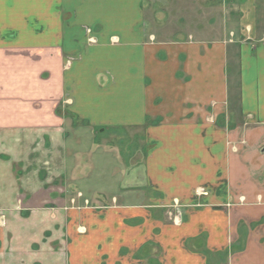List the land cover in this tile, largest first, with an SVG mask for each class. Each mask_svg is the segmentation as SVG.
I'll return each mask as SVG.
<instances>
[{
    "label": "crops",
    "instance_id": "crops-1",
    "mask_svg": "<svg viewBox=\"0 0 264 264\" xmlns=\"http://www.w3.org/2000/svg\"><path fill=\"white\" fill-rule=\"evenodd\" d=\"M113 128L141 160L88 207L81 152ZM135 177L152 198L122 200ZM243 259L264 264V0H0V264Z\"/></svg>",
    "mask_w": 264,
    "mask_h": 264
},
{
    "label": "rangeland",
    "instance_id": "rangeland-1",
    "mask_svg": "<svg viewBox=\"0 0 264 264\" xmlns=\"http://www.w3.org/2000/svg\"><path fill=\"white\" fill-rule=\"evenodd\" d=\"M133 133H139V132L136 129L126 130L124 128H113V131L112 132L109 131L108 136H107L108 137L107 144L113 146L112 151L109 148L108 150L106 148H103L104 150L102 151L101 147H104L103 144L101 143L102 144L101 146L97 144L98 142H96L95 145L94 144L91 145V149L89 150L88 153L85 150L81 152V158L86 161V164L83 165V171H86V174H87L86 175V178H87L86 186L88 188L103 187V189H95V190L86 189L82 191L83 194L79 196L81 197L80 201L83 200V196L87 198L89 202L85 201L86 206L95 208V206L104 204L101 202H105L106 204H108V202L110 201L111 194H113L116 197L118 196L120 198L125 196L124 194L126 190L124 188L131 186L130 184L126 186V183H124L125 182L124 164H126V157L129 156V154H131V152L133 151V156L128 159V162L130 164L133 163L135 165L136 162L141 160L140 155L138 153L141 147L140 141H137L136 138L132 141L128 137L129 134L131 135ZM83 152L84 154H82ZM85 153H87L88 156ZM135 169L136 168H133V167L130 168V171L132 173L134 172L133 175L138 174V170L135 171ZM111 170H113V175H111ZM119 180L122 181L123 183L121 184ZM140 183L141 182H139V180L135 177L134 178L135 188L132 190L130 189L128 190V193H129L128 195H130L129 196L130 199L122 198V200H124L125 202L127 201L131 202L133 200L134 202H140L141 197L139 196V193H142V192L144 195H147V193H149L148 194L150 195L149 198H152V192H149L145 188L141 189L143 184L142 183L140 184ZM137 187H141V188H137ZM71 192H72L71 195L78 194L76 189H71ZM77 197L78 196H76L75 198L77 199ZM99 208H98L99 210L104 209L103 207H99ZM169 211H171L172 216L174 215V218L173 219L166 218V219L167 221L174 223V219L177 220L175 216L179 215L178 214L179 211L177 210H173V211L169 210ZM229 247H230L229 250H231L232 252L231 253L225 252V255L223 256V261L225 263L226 261L229 260V258H231L233 261L235 258L233 256H237L235 252H233V250H236L237 248L236 245H234V247L230 245ZM254 254L256 253H251L248 257L253 258ZM216 260H218V258ZM243 262L247 264L256 263V261H249L245 259H243L241 263Z\"/></svg>",
    "mask_w": 264,
    "mask_h": 264
}]
</instances>
